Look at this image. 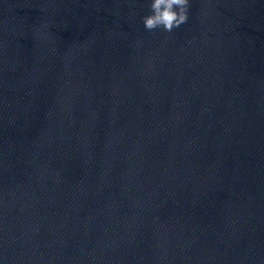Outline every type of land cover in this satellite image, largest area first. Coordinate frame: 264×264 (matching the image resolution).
I'll return each instance as SVG.
<instances>
[{
	"label": "water",
	"instance_id": "1",
	"mask_svg": "<svg viewBox=\"0 0 264 264\" xmlns=\"http://www.w3.org/2000/svg\"><path fill=\"white\" fill-rule=\"evenodd\" d=\"M0 0V264H264V0Z\"/></svg>",
	"mask_w": 264,
	"mask_h": 264
},
{
	"label": "clouds",
	"instance_id": "2",
	"mask_svg": "<svg viewBox=\"0 0 264 264\" xmlns=\"http://www.w3.org/2000/svg\"><path fill=\"white\" fill-rule=\"evenodd\" d=\"M191 0H148L149 13L142 17L148 32L161 30L172 33L189 21Z\"/></svg>",
	"mask_w": 264,
	"mask_h": 264
}]
</instances>
